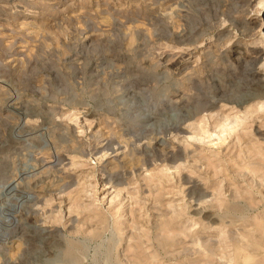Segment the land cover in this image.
Here are the masks:
<instances>
[{
	"label": "rangeland",
	"instance_id": "374dc122",
	"mask_svg": "<svg viewBox=\"0 0 264 264\" xmlns=\"http://www.w3.org/2000/svg\"><path fill=\"white\" fill-rule=\"evenodd\" d=\"M258 3L0 0V264H264Z\"/></svg>",
	"mask_w": 264,
	"mask_h": 264
},
{
	"label": "bare ground",
	"instance_id": "6f19581e",
	"mask_svg": "<svg viewBox=\"0 0 264 264\" xmlns=\"http://www.w3.org/2000/svg\"><path fill=\"white\" fill-rule=\"evenodd\" d=\"M263 3H264V0H259V5L260 6H263ZM260 28L262 29V30H264V23H262L261 25H260ZM261 30V31H262ZM259 55V54H258ZM235 59H237V57L235 58ZM256 62V58L254 59V60H252V62L250 63L251 64V66H252V64H254ZM243 63V62H242ZM175 64V63H174ZM247 64V63H246ZM244 65V64H243ZM173 66V65H172ZM246 66V65H245ZM253 68V67H252ZM248 70V69H247ZM246 70V71H247ZM243 73H244V70H243ZM253 73V72H252ZM244 78H245V81L249 84V86L250 87H252V92H251V94H248V95H245V96H243V97H241V99H239V101H237L236 102V106L235 107H238V108H242V107H245V106H248V105H250V104H252V103H255L256 102V106L258 105L259 106V109L260 110H264V86H261L257 81H256V79H255V77L250 73V72H245L244 73ZM246 83V84H247ZM248 84H247V86H248ZM206 98V97H205ZM209 100V99H208ZM222 100V99H221ZM237 100V99H236ZM213 101V100H212ZM213 102H215V101H213ZM216 102H218V101H216ZM233 102V101H232ZM226 103V102H225ZM205 104V103H204ZM232 104V103H231ZM197 106V105H196ZM234 106V105H233ZM212 107H214V106H212ZM234 107V108H235ZM216 108V107H215ZM212 110V109H211ZM252 110V109H251ZM206 111V110H205ZM250 112V111H249ZM251 113L252 114H254L252 111H251ZM256 113V112H255ZM246 114H248V113H246ZM251 114V115H252ZM243 116V115H242ZM245 116H247V115H245ZM244 116V117H245ZM228 117V116H227ZM236 117V116H235ZM233 118L232 120H228L226 117V119H224V122H222V124L223 123H225L223 126H222V124H221V129H222V132H232V131H235V129L239 126V123H238V119H239V116H238V118ZM230 119H231V117H229ZM243 118V117H242ZM248 119V118H247ZM240 121H242L241 119H239ZM246 121V120H245ZM244 121V122H245ZM243 122V121H242ZM241 122V123H242ZM243 124V123H242ZM220 125V124H219ZM244 125V124H243ZM243 125H240V126H243ZM219 127V128H220ZM241 128V127H240ZM217 130V129H216ZM175 131L176 132H180L181 130H180V128L179 127H176V129H175ZM215 132V131H214ZM213 132V133H214ZM220 132V131H219ZM207 133V135H208V132H206ZM212 133V132H211ZM210 133V134H211ZM212 133V134H213ZM209 134V135H210ZM215 134H217V133H215ZM222 134H224V133H222ZM222 134H220L221 136H222ZM229 134V133H228ZM195 135V134H194ZM224 135H226V133L224 134ZM214 136V135H213ZM212 136V137H213ZM206 138H207V136H205ZM205 137H204V135H200L199 137L196 135V136H194L193 137V139L194 140H197V141H199V140H204L205 139ZM211 137V136H210ZM216 137V136H215ZM224 138V137H223ZM227 138V137H226ZM225 138V139H226ZM224 139V140H225ZM206 140V139H205ZM202 142V141H201ZM258 151V150H257ZM175 158L176 159H179L180 158V156H176L175 155ZM181 160V159H180ZM258 160V159H257ZM178 161V160H177ZM182 165V164H181ZM251 166V165H250ZM253 167V166H252ZM255 169H253V171H254ZM242 171V170H241ZM245 172H248V171H245ZM248 174H249V172H248ZM190 178V177H189ZM191 179V178H190ZM188 183H192V182H188ZM193 187V189H196L197 187H196V185H193L192 186ZM200 198V197H199ZM10 212V211H9ZM17 212V211H16ZM169 214V213H168ZM4 216V215H3ZM11 216L12 215H10L9 214V220H7V223L8 224H10V225H13V226H15L16 224H17V221H16V219L15 218H11ZM2 226V225H1ZM3 228H4V226H3ZM2 228V229H3ZM10 228V227H9ZM3 231V230H2ZM3 234V233H2ZM264 235V234H263ZM229 237L230 238H232L233 237V235L231 234V235H229ZM234 239V238H233ZM199 242V241H198ZM209 243H210V241H209ZM214 243V242H213ZM198 245H200V244H198ZM201 247H202V249L204 250V251H207V252H209V253H212V249H211V245L210 244H208V241H205V242H202L201 243V245H200ZM230 262V261H229Z\"/></svg>",
	"mask_w": 264,
	"mask_h": 264
}]
</instances>
